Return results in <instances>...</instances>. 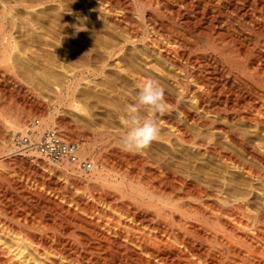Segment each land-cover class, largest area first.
I'll return each instance as SVG.
<instances>
[{
	"label": "bare ground",
	"instance_id": "bare-ground-1",
	"mask_svg": "<svg viewBox=\"0 0 264 264\" xmlns=\"http://www.w3.org/2000/svg\"><path fill=\"white\" fill-rule=\"evenodd\" d=\"M0 69L62 74L4 110L0 264H264V0H0ZM148 78L169 110L125 151ZM89 96L118 108L89 114ZM90 134L111 137L99 160Z\"/></svg>",
	"mask_w": 264,
	"mask_h": 264
},
{
	"label": "rangeland",
	"instance_id": "rangeland-1",
	"mask_svg": "<svg viewBox=\"0 0 264 264\" xmlns=\"http://www.w3.org/2000/svg\"><path fill=\"white\" fill-rule=\"evenodd\" d=\"M11 75L16 77L17 82H14L11 80V77H10ZM61 76L62 74L57 71H49L48 73H43L41 71H38L34 74H27V73H24L22 70L12 73V72H6L0 69V126L7 132L12 131L11 126L7 125V120H10V116L6 115L4 110L10 104H18L17 101L20 95H26L28 99H33V95H31L29 90L27 91V88L31 87L32 89L31 88L30 89L33 90L35 93L40 92L41 94H44L45 96H47V101H49V98H52L54 96L55 88L53 84L55 81L61 80ZM46 77H48V79L50 80V84L46 82L45 80ZM18 83H21L23 86H25L24 90H22L21 92H19L20 90L17 89ZM75 95L77 98V102L79 104H87L86 101H83L81 99V86L77 87L75 91ZM87 100L90 101L89 104L87 105V110L89 111V114L95 113L96 115L100 112L107 113L109 112L108 110L118 108L117 103L107 98L98 99L94 96H89ZM50 103H51V109L49 111L53 109L52 105L55 104L51 100H50ZM57 106L59 110L56 112L55 118H58L59 116H64L67 120L71 122L72 125H74V127L76 126V127L81 128L84 125L82 117H81L82 111L80 110L71 111L66 104L57 105ZM56 126H58L57 128L64 133L65 137H71L74 133V127L73 128L71 126L59 127V125H56ZM90 136H91L90 141L92 143V147L88 149L87 154L84 158L88 160L92 158H96L99 160L102 158L104 154V149L108 148L107 145L109 144V140L111 137L108 136L107 134H103V135H91L90 134ZM4 145L5 143L0 140V149H2ZM44 169L47 170L49 173H51V175L58 177L61 180H64L65 177L75 176L74 171L64 170L63 168L59 166H56L54 168L46 167ZM54 170L62 172L63 177L62 175L58 176V174H56ZM3 171L6 172L7 169L4 168ZM107 174L108 175H106V179L108 181H112L113 183L117 181V178L115 176L109 173ZM76 191L77 193H81L79 189H76ZM89 199L92 200L91 198ZM59 200L63 203H66L65 199L61 198ZM15 206L17 209L22 210V208L19 205L15 204ZM48 213L50 212L46 210L45 214H48ZM28 214H30V212Z\"/></svg>",
	"mask_w": 264,
	"mask_h": 264
},
{
	"label": "clouds",
	"instance_id": "clouds-1",
	"mask_svg": "<svg viewBox=\"0 0 264 264\" xmlns=\"http://www.w3.org/2000/svg\"><path fill=\"white\" fill-rule=\"evenodd\" d=\"M169 110L164 89L154 79H145L138 85L136 102L126 105V130L121 136L125 151H139L146 148L159 135L157 117H163ZM141 112L146 117L141 119Z\"/></svg>",
	"mask_w": 264,
	"mask_h": 264
},
{
	"label": "built area",
	"instance_id": "built-area-1",
	"mask_svg": "<svg viewBox=\"0 0 264 264\" xmlns=\"http://www.w3.org/2000/svg\"><path fill=\"white\" fill-rule=\"evenodd\" d=\"M53 152H54L55 156H59L60 155V150H58V149H55Z\"/></svg>",
	"mask_w": 264,
	"mask_h": 264
}]
</instances>
